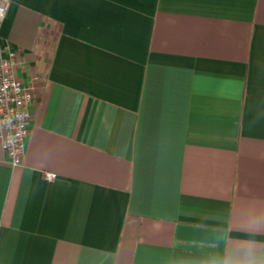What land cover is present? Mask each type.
<instances>
[{
  "label": "crops",
  "instance_id": "0c3cea01",
  "mask_svg": "<svg viewBox=\"0 0 264 264\" xmlns=\"http://www.w3.org/2000/svg\"><path fill=\"white\" fill-rule=\"evenodd\" d=\"M0 46V264H264V0H12Z\"/></svg>",
  "mask_w": 264,
  "mask_h": 264
},
{
  "label": "built area",
  "instance_id": "2783aa9c",
  "mask_svg": "<svg viewBox=\"0 0 264 264\" xmlns=\"http://www.w3.org/2000/svg\"><path fill=\"white\" fill-rule=\"evenodd\" d=\"M12 0H0V23L5 19ZM18 55L0 46V147L11 159L13 167L22 165L29 136L30 112L35 93L17 76ZM48 181L57 178L47 172Z\"/></svg>",
  "mask_w": 264,
  "mask_h": 264
}]
</instances>
